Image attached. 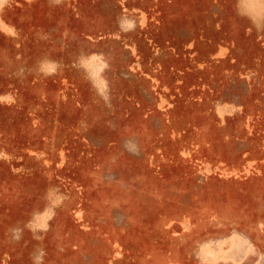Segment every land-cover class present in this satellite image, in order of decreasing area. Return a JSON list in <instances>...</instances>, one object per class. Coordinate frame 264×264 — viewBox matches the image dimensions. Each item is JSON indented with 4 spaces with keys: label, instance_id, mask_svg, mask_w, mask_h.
<instances>
[{
    "label": "rangeland",
    "instance_id": "rangeland-1",
    "mask_svg": "<svg viewBox=\"0 0 264 264\" xmlns=\"http://www.w3.org/2000/svg\"><path fill=\"white\" fill-rule=\"evenodd\" d=\"M0 264H264V0H0Z\"/></svg>",
    "mask_w": 264,
    "mask_h": 264
}]
</instances>
